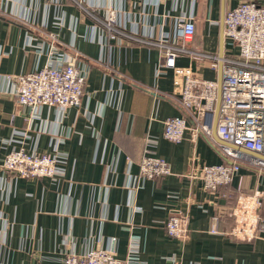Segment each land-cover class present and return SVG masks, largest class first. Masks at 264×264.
<instances>
[{
	"label": "crops",
	"instance_id": "1",
	"mask_svg": "<svg viewBox=\"0 0 264 264\" xmlns=\"http://www.w3.org/2000/svg\"><path fill=\"white\" fill-rule=\"evenodd\" d=\"M241 1L0 0V164L22 147L56 156L59 167L55 179L0 167V264H61L90 249L135 264H264V171L241 165L213 192L189 177L193 160L224 159L201 133L164 138L165 118L192 122L172 69L157 68L155 43L175 37L177 18L195 24L184 45L215 54L223 19ZM52 45L85 74L83 94L62 113H33L16 103L13 76L53 62ZM224 47L237 54L231 39ZM175 62L199 78L218 75L206 59ZM145 155L164 159L171 173L141 177ZM171 215H187L185 238L167 233Z\"/></svg>",
	"mask_w": 264,
	"mask_h": 264
},
{
	"label": "built area",
	"instance_id": "2",
	"mask_svg": "<svg viewBox=\"0 0 264 264\" xmlns=\"http://www.w3.org/2000/svg\"><path fill=\"white\" fill-rule=\"evenodd\" d=\"M175 37L159 40L158 70L171 68L178 93V105L186 111L192 125L184 116L163 120V136L179 142L190 130L191 138L201 133L206 141L222 155L224 163L191 162L187 174L201 181L208 191L227 185L241 165L264 171V6L254 1H241L223 19L220 48L215 54L191 49L181 40L193 37L195 24L190 17L175 20ZM109 30L112 29L108 26ZM113 30V29H112ZM52 41L53 35H47ZM237 45L236 55L224 52V40ZM53 62L14 75L13 95L16 103L35 113L42 106L55 107L62 113L81 101L85 74L57 45L50 50ZM180 55L206 59L218 75L203 79L194 75L190 66H178ZM152 142V141H150ZM1 169L23 177H49L59 174L57 158L49 153L26 152L22 147L8 152ZM140 176L155 179L170 174L168 163L154 155H145L139 162ZM187 215H171L165 221L167 233L185 238ZM61 264H135L120 259L107 249H90L81 255L69 254Z\"/></svg>",
	"mask_w": 264,
	"mask_h": 264
}]
</instances>
